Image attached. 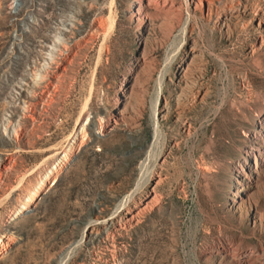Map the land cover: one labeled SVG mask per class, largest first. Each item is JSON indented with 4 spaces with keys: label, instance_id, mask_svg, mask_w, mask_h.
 <instances>
[{
    "label": "rangeland",
    "instance_id": "rangeland-1",
    "mask_svg": "<svg viewBox=\"0 0 264 264\" xmlns=\"http://www.w3.org/2000/svg\"><path fill=\"white\" fill-rule=\"evenodd\" d=\"M260 109L264 0H0V264H264Z\"/></svg>",
    "mask_w": 264,
    "mask_h": 264
},
{
    "label": "bare ground",
    "instance_id": "bare-ground-1",
    "mask_svg": "<svg viewBox=\"0 0 264 264\" xmlns=\"http://www.w3.org/2000/svg\"><path fill=\"white\" fill-rule=\"evenodd\" d=\"M139 1V0H138ZM199 1V0H198ZM140 2H137L139 6ZM245 4V3H244ZM73 26V25H72ZM182 72L178 74V79L183 80ZM124 86V85H123ZM124 98V95H122ZM248 139L251 141H256L257 138H264V110L260 109L255 115V118L247 131ZM263 140V139H262ZM244 156V157H243ZM242 163L239 164L237 169H234L233 174L235 176L236 186L234 187V196L239 201H243L242 196L248 197L249 190L252 188V182L254 180V175L257 174L256 170L259 168L257 163V157H259L260 162L264 161V145H259L255 143L246 150L243 154ZM251 159L254 160V165ZM233 203H237L236 200ZM22 209H25L23 206ZM20 212V211H19ZM219 253V254H218ZM217 255H220L225 262L228 264H239V260L235 259L230 251V247L227 244H222L218 249ZM242 263V262H241Z\"/></svg>",
    "mask_w": 264,
    "mask_h": 264
}]
</instances>
